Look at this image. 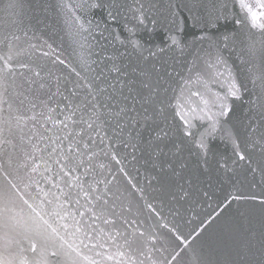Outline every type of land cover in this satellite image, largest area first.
<instances>
[{"label": "snow or ice", "instance_id": "obj_1", "mask_svg": "<svg viewBox=\"0 0 264 264\" xmlns=\"http://www.w3.org/2000/svg\"><path fill=\"white\" fill-rule=\"evenodd\" d=\"M0 264H264V0H0Z\"/></svg>", "mask_w": 264, "mask_h": 264}]
</instances>
